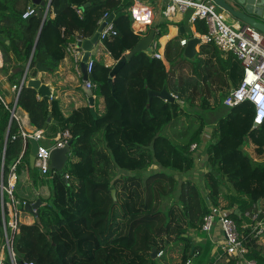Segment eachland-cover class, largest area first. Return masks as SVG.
Here are the masks:
<instances>
[{
  "label": "trees",
  "instance_id": "trees-1",
  "mask_svg": "<svg viewBox=\"0 0 264 264\" xmlns=\"http://www.w3.org/2000/svg\"><path fill=\"white\" fill-rule=\"evenodd\" d=\"M129 6V0H51L47 12L46 7L34 6L32 0H0V50L4 57L0 73L11 85H20L28 66V76L33 79L40 71L38 64L49 72L57 71L66 56V47L80 39L93 38L105 14L115 17L116 35L102 43L118 62L140 42L126 14ZM30 10L33 13L25 17ZM196 28L202 35L207 33L203 21H197ZM208 45L211 44L201 49L200 56ZM177 46L175 41L168 44L165 61L151 58L132 64L133 58L115 78L114 93L109 85L113 67L104 70L106 78L102 79L97 75L102 67L96 62L92 81L98 82L97 91L101 90L108 101V113L101 117L90 108L65 117L57 100L39 98L32 88L22 89L18 106L29 114L32 126L43 131L52 116L54 124L45 134L52 132L56 136L59 126L62 131H70L74 143L65 167L68 184L56 171L44 176L51 183V197L48 204L37 210L40 222L21 225L15 234L17 264H156L152 251L164 253L171 242L183 245L184 262H188L195 251L192 239L184 235L191 230L199 232L214 209L226 210L222 207V200L228 199L224 189L243 199L241 212L256 206L258 199H254L253 193L264 183V123L254 128L253 105L247 101L229 108L214 123L208 144L203 135L210 125L199 116L191 121L189 112L224 106L219 92L230 93L229 82L235 88L240 85L241 63L233 57L221 59L215 47L211 58L199 56L194 62H177L182 55ZM165 88L176 98L174 103L159 97L149 101V90L161 92ZM119 96L124 108L120 118L116 114ZM180 119H187L189 124L176 138L165 136L166 127L175 132ZM18 133L10 110L0 100V177L3 174L5 180L11 164L24 151L22 140L9 141L2 164L7 136ZM194 145L197 150L204 148L210 167L203 186L188 178H176L195 169ZM29 154L28 144L24 165L31 172ZM153 165L170 173L146 175ZM118 170L131 175L120 176ZM151 179L171 181V189L159 193L158 208H151L149 202ZM112 190L117 191L118 201L112 200L105 230L99 233L90 215L97 204L96 196H112ZM229 218L236 222L241 235L238 215ZM148 219L161 224L154 228L146 224L147 235L143 237L142 227ZM241 236L248 249L245 258L264 264L259 240L252 229ZM3 245L0 203V256ZM4 264H12L8 255Z\"/></svg>",
  "mask_w": 264,
  "mask_h": 264
},
{
  "label": "crops",
  "instance_id": "crops-1",
  "mask_svg": "<svg viewBox=\"0 0 264 264\" xmlns=\"http://www.w3.org/2000/svg\"><path fill=\"white\" fill-rule=\"evenodd\" d=\"M129 1H130V6L126 9V14H128L132 22L129 9L133 5V0H129ZM139 1L153 9L154 22L151 26H148L146 28L141 27V30L139 32L136 31V25H134L133 22L131 23V28L133 30V33L136 36H138L141 40L146 38L150 34L151 31H155V37L150 46L151 52H152V53L150 52L151 58L155 59L152 57V54L158 53L162 56V59H160V61H165L167 46L169 43L175 41L178 43L177 52L179 50H182V55L180 58H178L177 62L188 60V59H184V51L186 47L181 46V41L184 39L188 41L193 38L198 39V35H202L197 32L196 23L192 24L190 22L191 12H188L186 14L177 15L175 18L171 20L163 16L164 9L167 7L169 3L168 0H139ZM217 11L223 17L227 18L228 24L232 26H236V27H243L245 30L248 29L247 35L250 38L254 39L257 42L264 40L263 34L252 30L250 27L242 23H239L237 20H233L224 11H222L218 7H217ZM114 19L111 23L114 22ZM162 32H163V35L160 36V33ZM249 32H251V34ZM115 35H116V32L114 31V35L112 34V36H115ZM102 42H100L94 48V50L92 51L91 57L95 61V65H96V62H99V60L94 58V54L98 53L97 57L98 55H103V58L106 61V68L114 67L117 62L114 61V59L112 58L110 53L106 50ZM205 45L207 44L200 43V45L196 46L195 58L193 60H188V61L194 62L195 60H197L198 57L200 56L201 49L204 48ZM213 47H215L221 53L220 58L223 60H229L232 57L236 58L233 55L223 54L213 44L205 47V49H203V52H205V54L201 55L200 57L201 58H211L215 52ZM128 53H130V51H128L126 54ZM31 79L33 78L28 76L27 83H28V80H31ZM35 79L41 80L43 84L51 88L53 96L50 98V101L57 100L59 102L61 112L63 116L65 117H69L73 112L78 111L83 108H90L92 112L98 115L99 117L104 116L108 113L106 112L105 108L100 107L97 102L98 98L95 95V91L98 89V87L92 90L93 91L92 96H89L83 91L82 87L85 84L83 68L80 65V68L77 69L76 65L74 64L70 56H67V55L65 56L64 60L60 64L57 71L55 72H49L47 70L39 71ZM0 80H1L0 93L3 96L5 103L9 107V109L7 107L6 108L10 110L15 104L16 94L12 89L13 85H11L8 82V78L3 76L1 73H0ZM88 80L92 81V75L88 76ZM92 82L95 83L96 85L98 83L96 81H92ZM114 83H115V80H114ZM25 87H27V84L25 85ZM229 87H230V93H231V91L235 89V87L231 82H229ZM230 93L227 94V93H224L223 91H220L219 96H227ZM38 96L39 98H41L39 94ZM118 101H119L120 108L118 109V112H116V114L120 118V115H121L120 113H122L124 110L123 101H122V98H120V96L118 97ZM17 112L21 119V125L25 128L26 131L39 130L36 127L32 126L30 116L24 109L18 106ZM49 118H51V120H50V123L48 124L47 129H49L50 126H52V124H54L52 116H50ZM17 126L19 129L18 123H17ZM212 128H213L212 126H209L205 130V133L203 135L205 138L204 142L207 144L211 140V137H212V132H213ZM61 132L63 131L61 130L59 126H58V133L56 136H53L52 132L46 135L45 130H43L44 138L39 141L40 145L51 146V144L57 139L58 135ZM178 133L179 132L175 131L174 133H171L170 136L168 137L174 139L179 135ZM203 149H204L203 147L199 148L198 150L196 149L195 169L187 175L177 176L176 177L177 179L188 178V179L193 180L197 184H200L201 186L204 185L206 181L205 175L210 171V167H208L206 164L207 158L204 154ZM15 161L11 164V168L14 165ZM24 161H25V157L22 160V163L16 169V179H13V178L11 179V181L14 182L15 184V191H14L15 199H17L21 203L25 202L27 205H34L38 201H40L41 202L40 207L43 204H48L49 198L51 197V184L49 183V179L41 175L39 170L36 167L35 169H32L31 172L28 171L26 166L24 165ZM117 173L120 176L121 175H124V176L131 175V173L120 171V170H118ZM166 173L169 174L170 172L161 171L158 166L153 165L152 167H150L146 175L166 174ZM10 178L11 176H9L6 181L10 180ZM228 192H229L228 189H224V194H225L224 197H228V199L222 200V207L226 209L223 212H226L228 215H236V216L238 215L239 220L242 222L241 230H243L242 231L243 234H244V231H246L247 229H252V231L254 232V229L256 226V221L254 219H257V220L260 219L264 223V183H262L260 187L258 188V190H256L253 193L254 199L255 200L258 199L256 206H254L251 211H247L244 213L241 212L243 209L241 207L243 199H239L235 197L231 192L229 193ZM116 198H117V191H116ZM26 206L21 207L20 209L21 225L30 226V225H33L35 222H37V218H38L37 210L38 209L34 210V213H30L29 211L26 210ZM239 231H240V228H239ZM242 232H241V235H243ZM184 237L185 238L190 237L192 239V242L194 245V251H195L194 255L188 259V262H184L183 251H182L183 245L181 243L171 242L168 249L164 253H162V256H158L157 254L156 259L152 258L153 260L156 261V264H228L230 262H234L233 259H230L225 254L224 246H223V233L221 231L219 224H216L210 233L202 232V230H200L199 232L191 230L189 234L184 235ZM258 240H259V245L261 248L262 258L264 259V235L260 236ZM7 255H8L7 252L3 251L2 249L1 257L3 260L5 259ZM250 262H254L255 264H257L255 261H249L246 258L242 260L243 264H249Z\"/></svg>",
  "mask_w": 264,
  "mask_h": 264
},
{
  "label": "built area",
  "instance_id": "built-area-1",
  "mask_svg": "<svg viewBox=\"0 0 264 264\" xmlns=\"http://www.w3.org/2000/svg\"><path fill=\"white\" fill-rule=\"evenodd\" d=\"M168 2L169 3L163 12L165 18L172 20L177 15L191 12L190 22L192 24H195L197 21H203L207 27V33L205 35H198L200 43L213 44L223 54L233 55L241 63L243 69L241 83L237 88L233 89L229 95L223 96L222 103L227 108H235L244 102H250L255 110L254 128L260 127L264 123V46L260 45L259 42L245 34V29L243 27H236L228 24L224 17L217 11L216 5L211 0H168ZM50 3L51 0H49V3L46 6L47 12L49 11ZM81 12L82 11L80 10L78 11L80 15ZM32 13L33 10H30L25 17ZM129 13L134 25H141L142 28L151 26L154 22L153 9L141 3L139 0H133V5L129 9ZM108 17L109 14H105L100 21V24L104 23ZM251 29L256 31L253 28ZM111 34L114 35L113 23L107 24L106 28L101 33L100 42L106 40ZM79 41L82 40L80 39L66 47V55L72 58L77 69L80 68L84 55V51L77 46ZM187 44L188 40L184 39L181 41L182 47H186ZM152 57L158 60L162 59V56L158 53L152 54ZM3 66L4 57L0 50V71ZM94 68L95 61L90 57L87 63L88 76L93 74ZM28 72L29 69L26 71L20 85L12 86V89L16 94V99L14 106L10 109L11 121L14 120L18 123L19 133L13 135L11 138L8 136L4 145V153L1 157L2 164L4 165L5 150L9 141L14 142L22 140L25 149L11 168L9 175L11 176L10 180L6 181L3 174L0 177V203L4 230L3 251L7 252L12 264H17L14 251V239L15 234L21 226L20 209L27 204L25 202L21 203L15 199V184L11 179H16V169L22 163V160L26 155V146L29 140L34 139L39 142L44 138L43 131L41 130L26 131L21 125V119L17 112L19 96L22 89L27 84ZM86 87L90 90H94L97 88V85L88 80L86 82ZM0 100L4 106L9 109L1 93ZM71 140L72 134L69 130H65L58 135L57 139L51 144V146H39L35 167L39 170L41 175L47 176L52 171L50 167V155L52 150L64 148ZM196 148V145L192 146V150ZM66 177L69 179V176ZM254 220L256 221L254 237L259 238L264 235V223L257 219ZM216 224H219L223 233L225 254L230 259L234 260V262L228 264H243L242 260H244L245 256L248 254V249L243 244L242 236L240 235L239 227L236 222L229 218V215L226 212L214 209L212 213L204 219V224L201 230L202 232L210 233ZM1 256L0 264H4V260ZM158 256H162V253L158 254ZM249 264L255 263L250 262Z\"/></svg>",
  "mask_w": 264,
  "mask_h": 264
},
{
  "label": "water",
  "instance_id": "water-1",
  "mask_svg": "<svg viewBox=\"0 0 264 264\" xmlns=\"http://www.w3.org/2000/svg\"><path fill=\"white\" fill-rule=\"evenodd\" d=\"M219 9L224 11L230 18L233 20H237L239 23L247 25L259 33L264 35V0H211ZM33 5L46 7V2L42 0H32ZM114 19L113 15H110L109 18L100 25L95 36L89 40H82L77 43V46L84 51L82 63H88L92 51L94 48L100 43L101 33L106 28L107 24L111 23ZM155 31H151L150 34L142 39L137 46L130 51V53L123 56L113 67L110 75H109V85L112 88V92L114 93V80L119 75V73L123 70V68L130 62L137 54L141 52H151V43L154 40ZM200 45V40L197 38H193L188 41V44L184 51V59L193 60L196 56V46ZM29 69V66L27 70ZM38 69L40 71L46 70V68L42 67L41 64H38ZM85 69V68H84ZM84 81L83 91L89 96L93 95V91L86 87V81L88 80L87 70H84ZM27 88H32L38 92V94L42 98H51L53 96L52 90L49 86L42 83L39 79H31L28 80ZM153 97H159L160 99L174 103L176 98L170 95L167 89H163L161 92H154L149 90V101L152 100ZM51 118H48V122L44 127V130L47 129L48 124L50 123ZM74 141L71 140L64 148L62 149H54L50 155V167L52 171H56L58 174L63 176V181L68 184V178L64 176L65 167L69 161L72 145ZM30 154H29V163L31 169H35L36 156L38 153V148L40 143L34 139L29 140ZM112 197L114 202L117 201L116 198V190H112ZM41 202L38 201L34 205H27L26 210L30 213H34V210L39 209ZM260 220V219H259ZM261 221V220H260ZM37 222H40V219L37 218ZM152 258H157V251L154 249L152 251Z\"/></svg>",
  "mask_w": 264,
  "mask_h": 264
},
{
  "label": "rangeland",
  "instance_id": "rangeland-1",
  "mask_svg": "<svg viewBox=\"0 0 264 264\" xmlns=\"http://www.w3.org/2000/svg\"><path fill=\"white\" fill-rule=\"evenodd\" d=\"M224 19H225L226 22H228L226 17H224ZM112 37L113 36L111 34L107 39L108 40L112 39ZM97 54L98 53L94 54V58L99 60L98 63L100 64V67H102V68H99L97 75H98L99 78L103 79V78H106V76H104V70L106 69V61L103 58V55H98V57H97ZM148 59H151V53L148 52V51L141 52V53H139L138 55H136L134 57V60L131 63L133 64V63L140 62L142 60H148ZM81 66L83 68V72H84L85 69L87 70V63L84 64V63L81 62ZM107 93H108V95H111V92L108 91ZM95 95L98 98L97 102H98L99 106L100 107H104L106 112H107L108 111L107 110L108 101L106 100L105 95H103V92H101V90H98V91L96 90L95 91ZM222 98H223V96L219 97L221 104H223L222 103ZM103 99H104V101H103ZM112 100H113V98H112ZM189 112L192 115L190 117L191 121L197 120L196 117L199 116V117H202L207 122L208 125L213 127L214 123H216L221 117H224L229 112V108L222 106V107H217L214 110H205V111L194 110V111H189ZM176 123H178L176 128H175V130L177 132H182L181 129L183 130L184 126L189 124L187 119L182 120V121L180 119V120L176 121ZM171 133H174V130L172 132V127H166V129L163 132V134L165 136H170ZM150 183L153 184V186L150 187L151 191H149V202L152 204L151 208H154V207L158 208L159 205H160V202H159L160 199L158 197L159 193L162 190L163 191H169L171 189V181L169 183H166V182H163L161 180H155V179L152 180L151 179L149 184ZM167 185L169 187H167ZM155 186H157V187H155ZM96 197H97V204L93 208L90 216H91V220H92V225L95 226L96 228H98L97 230H98L99 233H103L104 230H105V221H106L107 216H108L107 213H108V211H109V209H110V207L112 205L113 197L110 195V193H107V194H105V195H103L101 197H98V196H96ZM152 211L155 212L156 209H152ZM146 224H150L148 226L149 228L150 227L154 228L155 225H160L161 222L159 224H156L154 221H152V219H148L147 222H145L143 224V227H142L143 228L142 229L143 237H146V235H147V233H146L147 232Z\"/></svg>",
  "mask_w": 264,
  "mask_h": 264
},
{
  "label": "bare ground",
  "instance_id": "bare-ground-1",
  "mask_svg": "<svg viewBox=\"0 0 264 264\" xmlns=\"http://www.w3.org/2000/svg\"><path fill=\"white\" fill-rule=\"evenodd\" d=\"M141 27H142L141 25H138V24H137V25H136V31L139 32V31L141 30ZM247 32H248V29H247V30H244V33H245V34H247ZM249 33L251 34V32H249ZM259 44L262 45V46H264V40L260 41ZM24 118H25V117H24Z\"/></svg>",
  "mask_w": 264,
  "mask_h": 264
}]
</instances>
